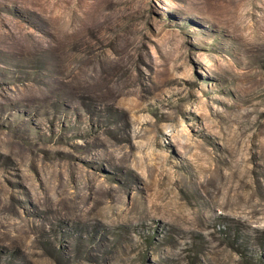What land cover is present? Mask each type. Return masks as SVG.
I'll list each match as a JSON object with an SVG mask.
<instances>
[{"label":"rangeland","instance_id":"rangeland-1","mask_svg":"<svg viewBox=\"0 0 264 264\" xmlns=\"http://www.w3.org/2000/svg\"><path fill=\"white\" fill-rule=\"evenodd\" d=\"M0 264H264V0H0Z\"/></svg>","mask_w":264,"mask_h":264}]
</instances>
